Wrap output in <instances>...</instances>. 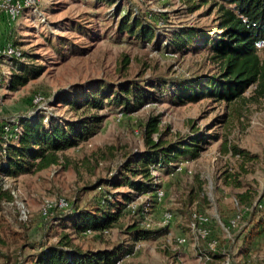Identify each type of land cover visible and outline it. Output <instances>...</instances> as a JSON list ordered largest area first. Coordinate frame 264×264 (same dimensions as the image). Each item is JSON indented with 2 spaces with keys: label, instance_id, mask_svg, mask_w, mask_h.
<instances>
[{
  "label": "rangeland",
  "instance_id": "1",
  "mask_svg": "<svg viewBox=\"0 0 264 264\" xmlns=\"http://www.w3.org/2000/svg\"><path fill=\"white\" fill-rule=\"evenodd\" d=\"M195 1L37 0L16 21L0 13V48L14 42L24 54L20 61L0 59V130L5 123H19L22 118L37 117L48 124L50 120L76 121L90 113L105 116L99 133L61 153L56 168L17 178L0 176V188L15 192L13 202L0 198V238L4 242L0 250L5 256L0 264L23 261L37 254L33 244L56 243L62 234H68L72 244L83 251L127 244L133 252L117 264H220L221 255L208 253L212 241L232 264H264V95L257 93V86L231 105L209 98L174 104L165 96L134 112H123L114 105L99 111L79 107L102 86L116 90L121 84L140 82L145 88L160 78L179 82L218 74V65L204 49L175 51L169 47L191 28H214V3L220 0ZM128 10L152 27L157 34L153 43L118 36L114 27ZM62 39L70 49H59L58 54L54 45ZM260 55L264 59V46ZM126 60L129 64L124 67ZM21 66L42 68L41 75L10 91L5 84ZM36 95L43 97L39 105L33 102ZM73 102L77 110L71 108ZM157 116L165 142L179 138L187 142L193 136L202 142L197 158L180 159L168 170L152 169L159 181L156 184L165 192L160 204L151 192L139 194L126 186L109 185L126 174V161L146 151L142 132L148 120ZM233 148L250 158L236 155ZM126 193L136 195L110 231L77 234L63 229L61 218L75 213V208L97 210L104 198L111 204H123ZM61 198L70 203L69 210L54 209L51 219H43L42 206ZM21 209L26 220L21 219ZM195 211L211 219L209 240L197 242L191 232ZM167 213L174 214V221L163 227ZM237 214L242 219L230 230L228 223ZM130 225L146 231V237L133 241L126 233ZM179 237L187 240L185 245L179 246Z\"/></svg>",
  "mask_w": 264,
  "mask_h": 264
},
{
  "label": "trees",
  "instance_id": "2",
  "mask_svg": "<svg viewBox=\"0 0 264 264\" xmlns=\"http://www.w3.org/2000/svg\"><path fill=\"white\" fill-rule=\"evenodd\" d=\"M107 1V0H105ZM195 3V0H188ZM208 3L207 0H203ZM196 4L191 9L195 8ZM216 11L214 28H191L178 35L170 48L177 51L195 48L204 49L220 71L218 74L201 75L190 80L175 81L160 78L145 88L140 82L121 84L116 90L102 86L94 94L87 96L80 104L85 111H99L105 106L121 107L123 112L139 110L145 103L167 96L174 104L198 102L209 98L220 103L234 104L241 100L243 94L252 86H257V93L264 95V59L260 49L264 46V0H220L214 3ZM118 36L126 34L130 39L141 43H153L157 34L142 16L128 10L114 27ZM67 40H58L54 48L66 49ZM24 55V54H23ZM129 60L124 62V67ZM42 68L21 66L19 72L12 73L5 84L10 91H17L30 79L41 75ZM181 83V84H180ZM183 83V84H182ZM177 87V89H175ZM1 102V101H0ZM71 108L77 110L74 102ZM105 116L85 114L76 121L58 123L50 120L45 124L39 118H22L19 125L21 134L16 141L4 138L3 127L0 130V176L17 178L19 176L40 172L56 167L60 163V154L80 146L96 136L102 126ZM160 118L151 117L145 124L143 134L146 151L138 159H130L124 164V171L120 179L109 182L115 188L129 187L136 193H153L160 187L158 179L152 175L153 168L168 170L170 165L179 163L183 158H197L202 146L200 137L193 136L187 142L185 138L173 142H165L159 128ZM198 132H196L197 134ZM158 134L154 139L153 135ZM236 155L250 158L243 150L233 148ZM130 176H129V175ZM142 177V181H136ZM101 187V185H100ZM134 192V193H135ZM123 195L125 203L111 204V200L104 198L102 206L97 210H79L68 213L63 229L72 230L77 234L85 232L110 231L122 218L126 205L136 194ZM13 202L10 191L0 188V198ZM55 219V218H54ZM57 221L59 218H56ZM126 233L133 241L142 240L147 232L137 225H130ZM0 238V244H3ZM37 254L28 256L25 260H17L15 264H116L123 256L130 255L133 249L127 244H120L112 250L83 251L72 244L68 234H62L59 241L53 244L46 242L31 246ZM5 258L0 250V259Z\"/></svg>",
  "mask_w": 264,
  "mask_h": 264
},
{
  "label": "built area",
  "instance_id": "3",
  "mask_svg": "<svg viewBox=\"0 0 264 264\" xmlns=\"http://www.w3.org/2000/svg\"><path fill=\"white\" fill-rule=\"evenodd\" d=\"M36 5L37 0H0V13L3 12L8 16V18H10L11 21H16L25 10L31 9ZM1 58H4L6 62H13L23 60L24 55L21 51V48L17 44H15L14 42H8L2 48H0V59ZM42 100V96L36 95L33 102L34 104L39 105ZM21 131L22 127L18 122L14 124L5 123L3 126L4 138L9 142L16 141L18 136L21 134ZM9 191L15 197V192L12 190ZM164 198L165 192L160 187H156L154 192L155 202L157 204H160L164 200ZM236 204H238V202ZM70 207V203L62 198L54 203L46 202L42 206L41 216L43 217V219L49 220L52 218L54 209L67 211ZM20 213L21 219L26 220V212L24 211V209H21ZM174 217L175 216L173 213L165 214L162 218V226H170L174 221ZM241 219L242 215L237 214L235 218L228 223V228L230 230L236 228L239 225ZM210 223L211 219L209 216L196 211L192 213L190 228L197 242L210 239ZM146 226L149 228L150 224H146ZM186 242L187 240L183 237H179L177 239V243L179 244V246L185 245ZM208 253L212 255H221L222 260L220 264H232L230 257L225 254L224 251L220 250L219 244L216 241L209 242ZM121 260H123V258ZM121 260H119L118 262L120 263Z\"/></svg>",
  "mask_w": 264,
  "mask_h": 264
}]
</instances>
